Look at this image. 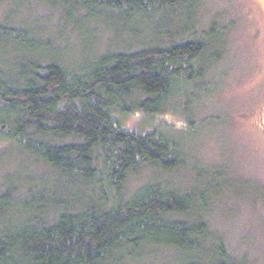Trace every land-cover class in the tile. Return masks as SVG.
<instances>
[{
  "label": "trees",
  "instance_id": "obj_1",
  "mask_svg": "<svg viewBox=\"0 0 264 264\" xmlns=\"http://www.w3.org/2000/svg\"><path fill=\"white\" fill-rule=\"evenodd\" d=\"M26 1L0 0L11 7L10 20L0 16V168L17 166L0 171V264H132L151 247L176 250L185 264H246L209 233L206 197L222 190L161 182L184 170L189 155L160 127L125 125L141 113H184L210 92L219 78L212 68L224 58L216 24L201 39L144 43L70 66L55 58L39 23L13 22ZM38 1L68 23L79 17L109 30L136 19L153 37L168 33L153 26L156 18L198 0ZM80 35L91 48L94 33ZM145 172L149 180L129 188ZM210 239L216 246L207 251Z\"/></svg>",
  "mask_w": 264,
  "mask_h": 264
},
{
  "label": "rangeland",
  "instance_id": "obj_2",
  "mask_svg": "<svg viewBox=\"0 0 264 264\" xmlns=\"http://www.w3.org/2000/svg\"><path fill=\"white\" fill-rule=\"evenodd\" d=\"M22 5L11 14L13 22L34 27L39 23L41 37L51 39L58 50L55 58L70 66L115 50L135 51L144 43L169 46L184 39H201L203 31L216 24L215 43L224 58L212 68L219 78L210 92L199 96L201 100L192 102L184 113L168 111L155 119L141 113L127 118L125 125L160 127L178 143L189 155V165L161 175V182L189 192L201 180L203 185L222 190L206 197L210 236L223 241L237 261L264 264V0H198L175 16L156 18L153 26L168 33L153 37L147 24L136 19L107 30L106 24L83 22L79 17L68 23L62 13L38 0ZM8 9L6 3L0 4V16L10 20L5 17ZM192 27L195 30L189 31ZM89 31L94 33L88 37L93 45L86 48V37L80 34ZM26 159L23 165L31 168L32 160ZM14 167L4 165L0 171ZM148 174L130 179L129 188L146 183ZM206 244L207 251L216 246L214 239ZM143 253L146 257L132 264H185V258L173 249L151 247ZM201 264H210L209 259L202 257Z\"/></svg>",
  "mask_w": 264,
  "mask_h": 264
}]
</instances>
